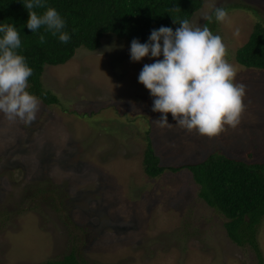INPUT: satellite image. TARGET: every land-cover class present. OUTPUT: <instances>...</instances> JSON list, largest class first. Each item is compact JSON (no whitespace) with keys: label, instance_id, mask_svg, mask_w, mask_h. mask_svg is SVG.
I'll return each instance as SVG.
<instances>
[{"label":"rangeland","instance_id":"1","mask_svg":"<svg viewBox=\"0 0 264 264\" xmlns=\"http://www.w3.org/2000/svg\"><path fill=\"white\" fill-rule=\"evenodd\" d=\"M200 1L193 26H204L214 7L248 8L227 11L212 31L226 46L235 82L246 86L239 124L212 138L182 129L170 113L160 126L138 76L163 56L133 62L130 45L113 35L94 52L80 48L67 63L46 66L42 86L58 104L40 101L30 125L0 114V264H43L71 248L89 264H258L251 248L228 238L224 216L198 198L189 171L149 178L142 170L146 133L165 168L214 152L264 162V72L234 60L258 17L264 22V0ZM93 107L99 112L87 121L82 115ZM257 240L264 260V218Z\"/></svg>","mask_w":264,"mask_h":264},{"label":"trees","instance_id":"2","mask_svg":"<svg viewBox=\"0 0 264 264\" xmlns=\"http://www.w3.org/2000/svg\"><path fill=\"white\" fill-rule=\"evenodd\" d=\"M45 8L34 9L43 14L48 8H55L65 21L70 40L60 42L58 34L53 36L43 27L31 32L26 27L28 12L23 7L25 0H0V24L10 23L20 32L21 48L26 63L32 68L28 88L46 105L58 104V99L42 86L41 77L46 66H59L67 63L80 48L94 52L101 46L102 38L113 35L125 40L129 45L133 39L145 43L153 29L161 26L179 27V21L188 19L200 8V0H43ZM230 11L235 8L248 9L242 5L218 6ZM250 9V8H249ZM214 9L212 10V12ZM254 13L257 14L255 10ZM210 13V15L212 14ZM245 44L234 55V60L247 69L264 72V22L258 17ZM173 20L177 22L173 23ZM217 21L213 16L207 25L211 31ZM2 35V34H0ZM44 37L41 42L40 37ZM92 108H88V111ZM99 109L93 107L92 115L85 112L87 121ZM132 120L131 123H136ZM147 143L142 153V170L149 178L160 176L165 170L173 173L186 169L196 185L198 198L225 218L224 228L228 238L237 247L251 248L264 264L261 257L257 234L264 218V162L246 163L214 152L205 160L177 167H161L159 159L146 133ZM251 158V154H248ZM44 190H39L41 194ZM51 193L50 191H45ZM52 194V193H51ZM32 199H38L37 193ZM64 213V209L58 210ZM64 219L70 223L66 213ZM75 248H71L62 259L50 260L43 264H89L79 260Z\"/></svg>","mask_w":264,"mask_h":264},{"label":"clouds","instance_id":"3","mask_svg":"<svg viewBox=\"0 0 264 264\" xmlns=\"http://www.w3.org/2000/svg\"><path fill=\"white\" fill-rule=\"evenodd\" d=\"M23 7L28 12L26 27L31 32L43 27L53 36L58 34L60 42H69V34L62 31L65 21L55 8L37 14L34 9L45 8L43 0H25ZM213 16L215 21L224 22L228 13L214 7L212 14L204 18L211 23ZM173 23L177 24L175 20ZM0 34V114L10 122L30 125L40 104L39 98L26 90L33 70L17 52L21 48L17 28L10 23L0 24ZM235 34L239 35V29ZM40 40L43 42L44 37ZM129 51L133 62L149 54L150 58L163 56L162 60L144 64L138 76V82L153 97L152 111L161 113L155 121L160 126L169 124L170 113L182 129L212 138L225 125L234 128L239 124L246 86L235 82V69L225 59L226 46L207 25L193 26L183 19L175 31L161 26L151 31L145 43L133 39Z\"/></svg>","mask_w":264,"mask_h":264}]
</instances>
